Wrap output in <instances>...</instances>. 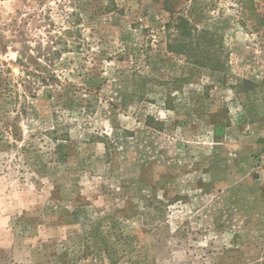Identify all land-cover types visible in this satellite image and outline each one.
I'll return each instance as SVG.
<instances>
[{"label":"rangeland","instance_id":"374dc122","mask_svg":"<svg viewBox=\"0 0 264 264\" xmlns=\"http://www.w3.org/2000/svg\"><path fill=\"white\" fill-rule=\"evenodd\" d=\"M166 1L0 0V264H264V0Z\"/></svg>","mask_w":264,"mask_h":264},{"label":"trees","instance_id":"16d2710c","mask_svg":"<svg viewBox=\"0 0 264 264\" xmlns=\"http://www.w3.org/2000/svg\"><path fill=\"white\" fill-rule=\"evenodd\" d=\"M173 1V0H172ZM171 0H167L164 5L166 10L173 16V20L175 23V28H176V32H177V37H183L184 35L188 37L192 36V30L193 28L189 25V21L186 20L184 17H177L175 15H177V13H175V11H173V9L170 7L171 5ZM216 135L219 134V132H222V128H217L216 130Z\"/></svg>","mask_w":264,"mask_h":264}]
</instances>
